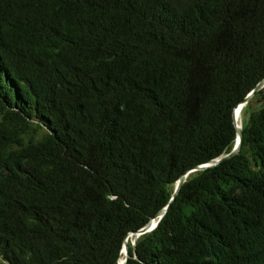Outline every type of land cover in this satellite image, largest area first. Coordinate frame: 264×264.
I'll list each match as a JSON object with an SVG mask.
<instances>
[{
    "label": "trees",
    "instance_id": "16d2710c",
    "mask_svg": "<svg viewBox=\"0 0 264 264\" xmlns=\"http://www.w3.org/2000/svg\"><path fill=\"white\" fill-rule=\"evenodd\" d=\"M263 79L264 0H0V264H264V87L186 174Z\"/></svg>",
    "mask_w": 264,
    "mask_h": 264
},
{
    "label": "water",
    "instance_id": "95a60500",
    "mask_svg": "<svg viewBox=\"0 0 264 264\" xmlns=\"http://www.w3.org/2000/svg\"><path fill=\"white\" fill-rule=\"evenodd\" d=\"M263 87H264V79L261 80V81L256 85V87H255V88H254V89H253V90H252V91H251V92H250V93L244 98V100H243V101H242L237 107H235L234 110H233V119H234V125H235V128H236V141H235V144H234L232 150H231L228 154H226L225 156H223V157H221V158H218V159L212 160V161H210V162L207 163V164L199 165V166H196V167H194V168L188 170V171L186 172V174H188V173H190V172H193V171H196V170H202V169L207 168L208 166H211V165H215V164H217L218 162H220V161L222 160V158L229 157V156L233 155L234 153H236V151H237V150L239 149V147H240V142H241V139H242V131H241V128H238V126H237V122H236V119H235V117H234V112L236 111V109L241 108L245 103H247V101L250 99V97H252L256 91H258L259 89H261V88H263ZM186 174H184V175H183V176L177 181V183H176V185H175L174 192H173L172 197H171V200L174 198V196H175L176 193L178 192V190H179L181 184H182L183 181H184V178H185ZM166 209H167V206H166L164 209H162L160 212H158V213L156 214V216H155L154 218H152V219L146 224V226H145L144 228H142L141 230L136 231V232H134V233H131V234H129V235H133V236H134V239H135V238H137L139 235H141V234H143V233H145V232H147V231H150V230L152 229V226H153V225H152V220H153V219H156V218H160V217L166 212ZM153 227H154V226H153ZM122 250H123V252H124V259H123V260L121 261V263H119V264H124L125 261H126V259H127V257H128V247H127V245H126V240H125V242H124V244H123V246H122ZM122 250H121V251H122Z\"/></svg>",
    "mask_w": 264,
    "mask_h": 264
},
{
    "label": "rangeland",
    "instance_id": "374dc122",
    "mask_svg": "<svg viewBox=\"0 0 264 264\" xmlns=\"http://www.w3.org/2000/svg\"><path fill=\"white\" fill-rule=\"evenodd\" d=\"M242 107L240 109H242ZM246 118H247V113H241L240 118L237 121V126H239V128H241V126L245 123ZM157 222H158V219H153L152 220V225L155 227V225L157 224ZM153 226H152V228H154ZM129 237L134 239V236L133 235H129ZM122 258L124 259V255H122Z\"/></svg>",
    "mask_w": 264,
    "mask_h": 264
},
{
    "label": "bare ground",
    "instance_id": "6f19581e",
    "mask_svg": "<svg viewBox=\"0 0 264 264\" xmlns=\"http://www.w3.org/2000/svg\"><path fill=\"white\" fill-rule=\"evenodd\" d=\"M240 115H241V109H240V108H239V109H236V111L234 112V117H235V119H236V122L239 120ZM238 128H239V126H238ZM122 255H124L123 250L121 251V256H122ZM122 259H123V258L120 257L119 263H121Z\"/></svg>",
    "mask_w": 264,
    "mask_h": 264
}]
</instances>
